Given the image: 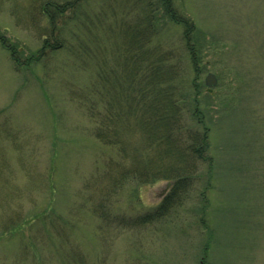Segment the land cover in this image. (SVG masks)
I'll return each instance as SVG.
<instances>
[{
	"label": "rangeland",
	"instance_id": "374dc122",
	"mask_svg": "<svg viewBox=\"0 0 264 264\" xmlns=\"http://www.w3.org/2000/svg\"><path fill=\"white\" fill-rule=\"evenodd\" d=\"M49 1L74 0H0V31L24 46L22 60L45 38L63 41L22 66L0 44V264H26L19 236L3 228L47 204L52 163L61 216L67 220L69 209L81 203L73 232L75 249L88 264H264V0H170L175 13L196 26L197 71L183 51V27L162 18L159 0L160 10L152 8L156 30L149 42L180 62V89L198 99L187 125L207 129L204 154L212 166L199 161L186 193L149 225L132 223L162 201L171 182L110 179L111 163L128 166L130 158L95 139L88 107L96 95L83 85L94 81L100 64L109 72L118 65L117 49L130 42L133 26L146 21L149 4L157 0L75 1L56 25L43 12ZM208 73L216 75L213 86L206 84ZM28 172L42 179L40 189L28 181ZM105 172V182L94 183ZM99 201L104 219L91 213ZM36 233L34 228L22 234L27 242L37 241ZM55 239L57 246L44 253L58 249L61 238ZM57 258L49 264H59Z\"/></svg>",
	"mask_w": 264,
	"mask_h": 264
},
{
	"label": "trees",
	"instance_id": "16d2710c",
	"mask_svg": "<svg viewBox=\"0 0 264 264\" xmlns=\"http://www.w3.org/2000/svg\"><path fill=\"white\" fill-rule=\"evenodd\" d=\"M75 1L80 0L63 4L44 2L43 12L47 13L50 25H56L57 18L62 19L67 12L73 10ZM159 4L164 9L161 15L163 19L167 18L173 24L183 27L181 37V40H184L182 41L183 51H188L197 71V50L201 45L194 40L196 26L194 27V23L189 18L175 13L172 1L159 0ZM159 4L158 0L149 4L151 6L149 14L144 16L146 21L140 20L133 29L131 26L132 34L128 36L130 42H126L124 46L120 45L117 49L119 51L118 65L111 68L109 72L103 68V64H100L94 81L83 85V89H89L91 95H96L95 100L93 96H90L91 105L88 107L89 116L96 121L91 129L95 139L103 144L117 146L119 151L126 153L124 160L130 158L128 166H125L122 160L111 163L110 179L113 178L116 181L125 176L127 180H133L141 185L160 179L171 182L170 190L164 195L162 201L146 213L139 215L132 225H149L161 219L197 178L199 161L207 162L208 168L212 166L210 158L204 154L207 129L200 132L187 125L190 108L193 109L195 105L193 116L198 111V99L194 97L191 100L189 92L180 89L184 85L179 80L180 62L170 61V54L165 48L157 47L158 45L151 46V41L149 42V34L156 30L152 21L155 16L152 8L160 10ZM142 22L147 23L142 24ZM65 23L66 21L62 25L66 26ZM142 30L144 32L140 33ZM60 32L63 33L61 29ZM51 43L45 38L42 46L32 51L28 58L24 57L26 58L24 61L22 60V55L26 51L24 46L13 44L0 31V44L9 51L17 66L39 61L40 57L56 51V48H61L63 45V41L59 39ZM79 99L89 102L84 96ZM53 168L52 163L50 181L45 188L47 204L33 210L30 217H24L18 222L16 219L6 222L7 225L4 226L3 231L10 232L13 237L19 236V246L23 245L21 249L25 253L26 264H49L51 258L57 256L59 264H88V261L75 249L79 242L73 232L74 222L72 221L77 212L76 207L78 209L81 203H76L74 208L69 209L70 219L66 215L67 220L61 216L63 214L56 206L57 189L54 184ZM113 168L117 169L115 174L112 173ZM28 173V181L34 185V189H40L38 182L42 179ZM108 174L109 172L103 175L98 174L94 178V183L102 184ZM114 185L116 186L117 183L114 182ZM34 189L31 191L33 192ZM98 189L100 190V187ZM104 206V203L99 201L91 213L103 216L104 219L106 216L103 211ZM60 220H64L65 223L60 224ZM118 221L120 222V219ZM10 222H14V225H10ZM121 222L123 223L122 220ZM34 228L37 230L35 235L38 238L37 241L31 237L26 242L22 233ZM71 233L74 234V238L71 237ZM55 238H61L58 249L52 253H44L50 245L57 246L58 240ZM211 238L212 236L208 237V244ZM38 241L41 243H37Z\"/></svg>",
	"mask_w": 264,
	"mask_h": 264
},
{
	"label": "water",
	"instance_id": "95a60500",
	"mask_svg": "<svg viewBox=\"0 0 264 264\" xmlns=\"http://www.w3.org/2000/svg\"><path fill=\"white\" fill-rule=\"evenodd\" d=\"M205 80L208 86H213L217 82L216 75L213 73H208Z\"/></svg>",
	"mask_w": 264,
	"mask_h": 264
}]
</instances>
